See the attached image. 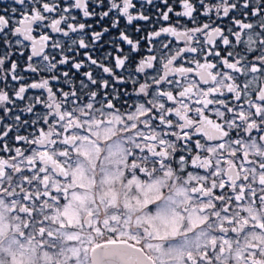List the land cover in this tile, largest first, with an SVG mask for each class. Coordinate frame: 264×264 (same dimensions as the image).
Masks as SVG:
<instances>
[{
	"label": "snow or ice",
	"instance_id": "1",
	"mask_svg": "<svg viewBox=\"0 0 264 264\" xmlns=\"http://www.w3.org/2000/svg\"><path fill=\"white\" fill-rule=\"evenodd\" d=\"M0 3V264H264V0Z\"/></svg>",
	"mask_w": 264,
	"mask_h": 264
},
{
	"label": "rangeland",
	"instance_id": "2",
	"mask_svg": "<svg viewBox=\"0 0 264 264\" xmlns=\"http://www.w3.org/2000/svg\"><path fill=\"white\" fill-rule=\"evenodd\" d=\"M36 32H38V31H36ZM36 32L33 33L34 36H35ZM72 127H75V125H72ZM49 139L50 138H47V137L44 138V136H42L40 139L41 140L40 144L41 145L47 144L48 147L50 148L51 143H49ZM75 139L76 138L73 137V138L68 139L66 142L73 143L75 141ZM55 155H59V154L57 153ZM256 155H259L261 157V159H264V153L257 152ZM35 159L40 160L45 165V170L50 167V168H52V170L57 175H64L65 174L64 169L56 162L54 155H49V153L47 151H42V152L38 153L37 156L33 160L24 161L22 163V165H20V166H17L13 161V164L10 167L9 162H7L4 159H0V181L8 179L6 169L11 168L14 174L19 173V172L23 171V168L26 167L28 164H34ZM245 161L250 162V163L255 162V161H249L248 160V154L247 153L245 154ZM56 166H58V169H56ZM230 166H234L236 168L237 177L234 180H232V175L227 174V170ZM258 167L264 168V165H258ZM223 171H224L226 177L231 181L233 187H235L236 182L238 180H240L242 178L248 179L249 177H255L254 183L261 185V186H264V175L256 173L255 171L249 173L246 168H242V169L238 170L236 165L233 164L231 159L225 161V167H224ZM33 179H36V177H33ZM50 179H51V177H47L44 180L40 181V184L47 186L48 183L50 182ZM241 198H243V197H241ZM13 207H15V206H13ZM8 211H11V209H9ZM241 211L247 213V216L241 217L239 219L240 224H238V225H241V223H243V224L245 223V226L244 227L241 226L242 231L240 233H238L237 235L244 232L245 229H243V228H252V227L259 228L260 232L264 233V221H262L260 219L261 216H264V203H262L261 211L259 213H256L251 205H249L247 208L241 209ZM250 218L253 220H251ZM226 223H228V222H226ZM238 225H236V227H235L236 229H239ZM217 230L221 231V232L225 231V229L223 227H218ZM253 241H255L257 245H264V237H260L258 235H251L249 237V239L246 242H244V249L252 248L254 246ZM218 242L222 243V241H216L214 239H210V240H208L207 244L209 247H215ZM231 250H232L231 247L228 244H225L224 252L227 253V252H230ZM234 260L236 261V264H244L243 256L239 253H237L234 256ZM14 264H20L19 258H15Z\"/></svg>",
	"mask_w": 264,
	"mask_h": 264
},
{
	"label": "trees",
	"instance_id": "3",
	"mask_svg": "<svg viewBox=\"0 0 264 264\" xmlns=\"http://www.w3.org/2000/svg\"><path fill=\"white\" fill-rule=\"evenodd\" d=\"M134 2H135V0H134ZM170 2L173 3V4H175V3H176V0H170ZM6 3H7V5H8L9 7L12 6V4H11V0H6ZM2 7H3V4L0 3V8H2ZM17 7H19V6H17ZM175 10L178 11V10H180V9H179V7L177 6ZM122 22H123V21H122ZM140 23H143V22H140ZM130 34H132V35H134V36L137 35V34L134 32V30H133ZM53 35H55V34H53ZM35 36L38 37V36H39V32H36ZM25 55H27V53H26ZM29 94H31V92H30ZM73 125H75V124H73ZM45 137L49 138V137L46 136V135L44 136V138H45ZM40 139H41V138H40ZM40 141H41V140H40ZM50 148H51V146H50ZM6 161L10 163V167H11V165L13 164L14 159H9V160H6ZM238 223H239V221H238Z\"/></svg>",
	"mask_w": 264,
	"mask_h": 264
},
{
	"label": "water",
	"instance_id": "4",
	"mask_svg": "<svg viewBox=\"0 0 264 264\" xmlns=\"http://www.w3.org/2000/svg\"><path fill=\"white\" fill-rule=\"evenodd\" d=\"M56 169H58V166H56ZM228 175H232V180H234L237 177L236 168L234 166H230L227 170Z\"/></svg>",
	"mask_w": 264,
	"mask_h": 264
},
{
	"label": "flooded vegetation",
	"instance_id": "5",
	"mask_svg": "<svg viewBox=\"0 0 264 264\" xmlns=\"http://www.w3.org/2000/svg\"><path fill=\"white\" fill-rule=\"evenodd\" d=\"M251 219V218H250ZM251 220H253V219H251ZM238 224H240V222L239 223H237V225ZM239 226V229H234L235 230V232H237L236 234H238V233H240L241 231H242V227H244L245 226V223L243 224V223H241V225H238ZM242 226V227H241ZM243 229H247V228H243Z\"/></svg>",
	"mask_w": 264,
	"mask_h": 264
}]
</instances>
